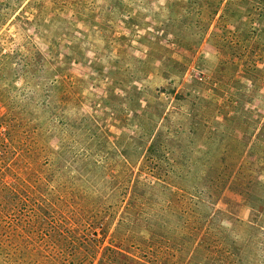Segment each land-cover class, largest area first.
Here are the masks:
<instances>
[{
	"label": "rangeland",
	"instance_id": "obj_1",
	"mask_svg": "<svg viewBox=\"0 0 264 264\" xmlns=\"http://www.w3.org/2000/svg\"><path fill=\"white\" fill-rule=\"evenodd\" d=\"M0 264H264V0H0Z\"/></svg>",
	"mask_w": 264,
	"mask_h": 264
}]
</instances>
